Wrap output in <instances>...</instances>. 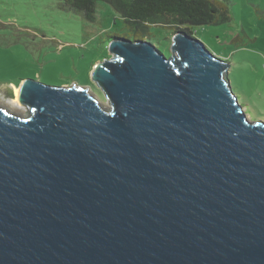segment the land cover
I'll return each instance as SVG.
<instances>
[{"label":"water","instance_id":"water-1","mask_svg":"<svg viewBox=\"0 0 264 264\" xmlns=\"http://www.w3.org/2000/svg\"><path fill=\"white\" fill-rule=\"evenodd\" d=\"M171 48L111 40L109 110L30 78V116L0 107V264H264V122L201 40Z\"/></svg>","mask_w":264,"mask_h":264},{"label":"rangeland","instance_id":"rangeland-1","mask_svg":"<svg viewBox=\"0 0 264 264\" xmlns=\"http://www.w3.org/2000/svg\"><path fill=\"white\" fill-rule=\"evenodd\" d=\"M227 6L231 21L188 26L216 56L229 64L228 78L250 121L264 122V0H216ZM175 31L154 26L143 40L172 55ZM135 40L132 29L114 8L97 4V18L88 21L65 8L63 0H0V88L36 79L55 86L86 88L109 110L108 97L92 78L95 64L112 58L114 37ZM0 107L26 118L20 103L0 91Z\"/></svg>","mask_w":264,"mask_h":264},{"label":"trees","instance_id":"trees-1","mask_svg":"<svg viewBox=\"0 0 264 264\" xmlns=\"http://www.w3.org/2000/svg\"><path fill=\"white\" fill-rule=\"evenodd\" d=\"M99 1L114 8L134 32V41L143 39L154 26L192 35L188 26L220 25L232 19L228 7L216 0H63V6L95 21Z\"/></svg>","mask_w":264,"mask_h":264},{"label":"bare ground","instance_id":"bare-ground-1","mask_svg":"<svg viewBox=\"0 0 264 264\" xmlns=\"http://www.w3.org/2000/svg\"><path fill=\"white\" fill-rule=\"evenodd\" d=\"M14 92H15V99H14V101L17 102V104L20 105V101H19L20 87L19 86H14Z\"/></svg>","mask_w":264,"mask_h":264},{"label":"crops","instance_id":"crops-1","mask_svg":"<svg viewBox=\"0 0 264 264\" xmlns=\"http://www.w3.org/2000/svg\"><path fill=\"white\" fill-rule=\"evenodd\" d=\"M14 86H16L15 84H13Z\"/></svg>","mask_w":264,"mask_h":264}]
</instances>
